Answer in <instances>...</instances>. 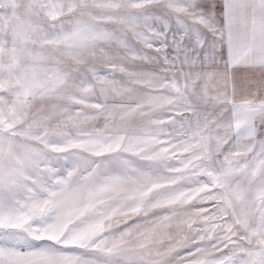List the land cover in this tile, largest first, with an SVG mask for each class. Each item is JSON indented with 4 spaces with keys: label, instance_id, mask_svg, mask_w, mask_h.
Segmentation results:
<instances>
[{
    "label": "snow or ice",
    "instance_id": "1",
    "mask_svg": "<svg viewBox=\"0 0 264 264\" xmlns=\"http://www.w3.org/2000/svg\"><path fill=\"white\" fill-rule=\"evenodd\" d=\"M0 264H264V0H0Z\"/></svg>",
    "mask_w": 264,
    "mask_h": 264
}]
</instances>
